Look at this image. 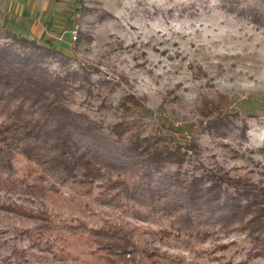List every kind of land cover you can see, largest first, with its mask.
<instances>
[{"label": "rangeland", "instance_id": "rangeland-1", "mask_svg": "<svg viewBox=\"0 0 264 264\" xmlns=\"http://www.w3.org/2000/svg\"><path fill=\"white\" fill-rule=\"evenodd\" d=\"M65 1L58 6L63 14H44L40 21L55 18L66 25H46L50 35L39 40L59 50L53 67L61 69L65 59V66L89 69L95 93L78 92L75 108L107 124L134 121L146 136L164 131L196 141L200 153L194 159L264 183V20L252 16L258 10L264 17V0ZM8 26L16 29L2 27ZM217 92L231 104L221 118L222 132H210L212 116L198 108L203 97L214 98ZM128 93L144 106L125 116L117 107ZM17 164L29 167L21 158ZM0 201L6 207L0 209V264H97L78 243L54 241L55 232L26 233L36 220L15 213L18 204L48 211L60 222L130 227L147 253L158 248L150 260L159 263L176 253L182 264H264V252L240 231L218 228L186 247L167 233L155 234L168 227L167 219L142 218L131 204L101 203L70 184L53 194L29 193L7 178L0 184Z\"/></svg>", "mask_w": 264, "mask_h": 264}, {"label": "trees", "instance_id": "trees-1", "mask_svg": "<svg viewBox=\"0 0 264 264\" xmlns=\"http://www.w3.org/2000/svg\"><path fill=\"white\" fill-rule=\"evenodd\" d=\"M252 14L255 20H264L260 11ZM2 28L0 184L9 178L29 193L50 194L70 184L101 203L131 204L142 218L151 214L167 219L168 227L161 226L155 234L167 233L186 247L220 228L242 232L255 249L264 252V183L252 174H232L194 159L200 153L196 141H182L164 131L146 136L134 121L124 118L107 124L75 108L78 92L95 93L89 69L65 66V59L57 69L53 67L54 56L60 55L56 46L9 26ZM230 104V98L220 92L202 98L198 109L212 116L210 132H222L221 118ZM143 106L128 93L117 109L128 116ZM241 133L245 134L243 127ZM18 158L29 167L20 168ZM1 208L6 207L0 201ZM13 211L36 220L26 233L55 232L54 241L78 243L97 264L185 263L176 253L166 263L151 261L158 248L147 253L149 249L140 247L130 227L94 226L75 219L60 222L48 211L19 204Z\"/></svg>", "mask_w": 264, "mask_h": 264}, {"label": "crops", "instance_id": "crops-1", "mask_svg": "<svg viewBox=\"0 0 264 264\" xmlns=\"http://www.w3.org/2000/svg\"><path fill=\"white\" fill-rule=\"evenodd\" d=\"M65 4V0H0V24L2 26L3 24L16 25L18 31L34 35L38 39H44L45 35H50L49 27L46 25L59 26L66 24L64 22H55V18H52L54 21L48 19L44 23L40 21V18L44 19V14H49L53 17L58 15V11L63 14V11L58 6H64ZM49 9L51 10L49 11ZM40 25H43V29L38 32Z\"/></svg>", "mask_w": 264, "mask_h": 264}, {"label": "built area", "instance_id": "built-area-1", "mask_svg": "<svg viewBox=\"0 0 264 264\" xmlns=\"http://www.w3.org/2000/svg\"><path fill=\"white\" fill-rule=\"evenodd\" d=\"M76 34H77V30L75 29V30H74V38H75V39L77 38V35H76Z\"/></svg>", "mask_w": 264, "mask_h": 264}]
</instances>
